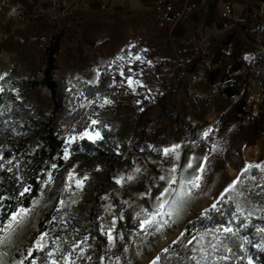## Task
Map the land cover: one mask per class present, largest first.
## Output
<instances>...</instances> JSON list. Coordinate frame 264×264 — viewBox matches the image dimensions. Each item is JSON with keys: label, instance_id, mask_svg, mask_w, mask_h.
Here are the masks:
<instances>
[{"label": "rangeland", "instance_id": "1", "mask_svg": "<svg viewBox=\"0 0 264 264\" xmlns=\"http://www.w3.org/2000/svg\"><path fill=\"white\" fill-rule=\"evenodd\" d=\"M224 1L227 0L208 1L206 8L213 22L219 20L218 3L220 2L222 13ZM230 1H233L236 8L242 7L241 0ZM256 1L259 6L254 7V11L240 15V18H246L247 22L245 26H239V35L235 41L228 47L223 46V53L232 61L236 59L232 56H235L251 65L257 54L263 52L259 45L263 37L259 34L258 26L264 23V0ZM90 6L96 10H91ZM115 26L118 30L117 36L112 34ZM156 28L158 26L152 5L109 3L105 0H39L35 14L28 17L23 14L22 8L13 4L11 0H0V75L8 74L18 79L29 78L25 60L29 59L36 67L42 66L51 44H57L59 50L55 57L53 82L58 80V74H62L65 81L71 85L74 82H83L94 86L100 71L109 63L115 93L112 96L113 100L104 106L115 108L114 118L121 125H129L133 134L132 150H129L130 161L120 170L117 179H123L119 184L116 182L114 199L121 202L133 219L139 220L143 216L141 209L153 208L155 196L159 195L165 184L159 178L169 174L175 159V155H164L162 147L157 142L158 133H174L177 142H187L188 150L207 154L209 157L203 177L209 171L213 159L227 158L223 168L212 177L208 186L202 177L201 187L194 189L191 197L186 199L182 209L172 218L174 222L162 227L160 231L152 228L149 230L150 234H145L139 228L140 235L132 233L127 236L128 245L124 252V261L108 264H148L179 236L188 222L201 216L203 211L213 204L246 163L256 164L264 161V134L251 147L239 140L244 129L251 125L254 119L260 117L258 119L264 121L257 91L246 77L247 74L232 86H227L233 91V98H228L223 92L218 91V81L209 96L204 99H196L194 96L196 90L203 88L199 81L197 83L185 81L179 86H174L176 89L174 93L167 91L166 88L174 83L175 68L172 64L161 71L157 66L168 59L164 57L162 46L156 42L153 34ZM128 43L140 45V52L136 55L122 54ZM166 44L169 55L173 48H178L168 34ZM117 56L122 59L117 60ZM127 76H131L134 81L131 87L128 86ZM135 76L137 77L134 78ZM42 79V76L38 75L37 81L41 82ZM250 85L253 87L252 92L248 90ZM250 95H255L257 102L250 108L249 113L239 117L231 114L236 102L244 101ZM18 97L40 100L48 106L50 92L39 86L32 91H19ZM77 98L78 110L85 111L81 121L84 131L86 128L90 132L96 131L97 123L93 125L92 121L99 114L91 112V108L101 110L102 107L80 99L79 96ZM145 100L153 102L151 110H144ZM197 108L203 109L198 115L195 114ZM167 114L178 116L185 122L196 133L193 139L182 129L173 131V121L167 119L169 118ZM219 117L224 119L223 125L211 126ZM210 119L212 121L208 123ZM197 120L198 122H195ZM197 123L201 125L198 126ZM209 129L211 131L208 137H204V132ZM70 137L72 136L68 139ZM76 137L80 139L79 135ZM139 139H141L139 143L150 152L148 155L133 151L137 148ZM213 145L216 146L215 150ZM187 155L186 158L189 159L191 155L189 153ZM62 160L64 167L60 178L63 179L64 185L71 184L74 188L80 189L75 186L74 181L68 180L70 171L76 176L77 162L70 156L66 160L64 153ZM137 168L140 169L139 172L135 171ZM233 169L240 171L235 177H228V173ZM191 174L195 173L184 176L190 178ZM129 175L135 176V179L128 181ZM176 176L180 177L177 173ZM55 188L56 186L48 181L39 197L32 202L28 217L22 223L14 225L11 233L4 229L0 232V264H19L25 259L28 248L41 234V224L58 205ZM149 191L152 193L151 196L142 195ZM113 218H116L113 232L115 241L124 243L118 226L119 215L112 202L106 199L103 201L101 219V228L106 238L105 233L112 227ZM113 246L109 245V248Z\"/></svg>", "mask_w": 264, "mask_h": 264}, {"label": "trees", "instance_id": "2", "mask_svg": "<svg viewBox=\"0 0 264 264\" xmlns=\"http://www.w3.org/2000/svg\"><path fill=\"white\" fill-rule=\"evenodd\" d=\"M11 1L20 6L23 14L28 17L35 14L39 5V0ZM105 1L150 6L160 0ZM90 9L96 10L93 6H90ZM116 27L112 33L114 36L118 35ZM258 29L263 37L259 44L263 52L257 54L251 65L235 59L232 71L238 74L241 66L246 68V77L257 91L264 115V23L259 24ZM140 50V45L128 43L122 54L136 55ZM47 53L45 62L39 67L29 59L25 60L29 78L18 79L4 74V79L0 80V87L4 89L0 92V165L3 166L0 167V232L8 223L13 210L19 207L30 208L51 176L50 181L56 186L59 202L55 210L41 224V233L48 234L46 237L48 247L45 252H35L34 257L44 258L47 251H52L53 259L57 260L58 264H63L62 254L70 255L75 264L123 262L128 245L127 236L132 233L140 235L141 232L139 220L133 219L121 202L114 199L120 170L130 161L129 150H132L133 134L129 125H121L114 118L115 108L104 106L105 100L112 101L115 93L110 65L107 63L102 68L94 86L83 82H74L71 85L65 81L62 74H58V80L53 82L55 57L59 53L57 44H51ZM38 75L43 78L41 82L37 81ZM217 76L218 72L211 73L210 81ZM39 86L50 92L48 106L40 100L18 97L19 91H32ZM253 87L251 88V85L248 87L249 92H252ZM223 93L228 98L234 97L228 87ZM78 96L102 107L101 110L91 108V112L99 114L95 118L97 121L95 129L101 133L102 139L95 143L86 139H76L71 145H67L69 136H78L84 131L81 121L85 111L78 110L76 106ZM248 99L257 102L255 95H250ZM246 100L236 102L231 114L241 112ZM167 115L178 128L193 139L196 133L185 122L178 116ZM258 118L260 117L254 119L240 136V142L248 147L253 146L264 134V121ZM223 123L224 119L219 117L211 126L223 125ZM139 142L141 139L138 140L137 148L133 151L148 155L150 152ZM65 147L69 149V156L77 162L76 177L83 180L87 176L80 189L73 186L66 189L63 179L60 178L64 167L62 157ZM199 155L203 158L207 154L199 153ZM226 159L215 158L210 162L209 171L203 177L206 186L223 168ZM260 163L264 164V161ZM53 164L56 165L55 168L52 167ZM241 171L238 175H241ZM24 186L30 187V191L20 197L19 192ZM106 199L116 208L121 238L125 241L124 243L115 241L111 249L101 228L103 201ZM61 200L65 202L63 205L60 204ZM237 203L241 204L242 212H237ZM213 204L217 205L215 209L212 208ZM213 204L205 209L201 216L183 227L174 240L177 242L175 244L172 242L166 247L169 249L167 253L162 251L157 255L161 257L158 264H197L191 257L196 256L197 260L200 259L201 246L208 255L206 260H200V264H246L249 258L252 259V263L264 264V232L257 231L258 228L264 229V172L256 168L249 170L242 176L236 190L232 192L231 199L226 195L221 200L219 196ZM223 227H231L234 234H225ZM188 240H192V243L188 244ZM213 243L218 245L215 252H212L210 247ZM225 246L230 247L231 252H227ZM80 248L84 251L81 252ZM192 249L196 251L193 252ZM222 255L228 256V259H219ZM31 259H24V264H31ZM152 261L148 264H152Z\"/></svg>", "mask_w": 264, "mask_h": 264}, {"label": "snow or ice", "instance_id": "3", "mask_svg": "<svg viewBox=\"0 0 264 264\" xmlns=\"http://www.w3.org/2000/svg\"><path fill=\"white\" fill-rule=\"evenodd\" d=\"M117 60L122 59V57L117 56ZM139 59V57H137ZM6 75V74H5ZM121 75L123 76L124 73L122 72ZM4 79V75H0V80ZM128 86L131 87L134 81L132 80L131 76H127ZM135 83H139V81H135ZM3 88L0 87V92H3ZM105 103H110V101L105 100ZM97 121L93 120L92 124L95 125ZM209 131L211 129L204 132V137H208ZM76 136L70 137L67 141V145H71V143L76 139ZM80 139L87 138L92 143H95L96 141L102 139L101 133L99 131H89L87 128L85 131L79 134ZM181 146L179 144H174L170 148L166 147L163 149V153L165 156H172L175 155V158L177 160L180 159V154L177 151ZM215 145H213V150H215ZM69 149L68 147H65L64 149V158L67 160L69 158ZM196 159V157H190L185 165H181L185 170L193 169V160ZM208 161L207 155H205L202 158V162L199 163L195 169L194 173L190 178L185 176H180L179 178L176 176L177 172V165H173L169 169V174L167 176H160V180L164 181L165 184L162 186V190L159 192L158 196H155V205L151 210L149 209H141V212L143 213V216L139 219V227L142 232L145 234H150L149 230L152 228H155L156 231H160L162 227L169 226L170 222H174L172 218L176 216L179 211L182 209L184 203L186 202V199L191 197L193 194L194 189H199L201 187V180L203 177V173L205 171V165ZM0 167H3L0 165ZM53 168L56 167L55 164L52 165ZM253 168L259 169L261 172H264V164L261 163H246L244 166V169L241 171V175H238L236 179L232 180L231 183L227 185L223 189V192L220 193V198L223 200L225 196L227 195L228 199H231V194L236 190V186L240 183L242 176L247 174V172ZM11 170V169H9ZM136 172H139L140 169H135ZM122 179H117V183H121ZM135 179V176L129 175L127 177L128 181H132ZM252 179H255V177H252ZM51 180V176H49V181ZM68 180L74 181L75 186L77 188L83 187V181L87 180V176H85L82 179L75 176V174L70 171L68 173ZM46 181L45 183H47ZM179 185L178 187H174V185ZM68 187H71V184L66 185V189ZM30 191V187L24 186L23 190L19 192V196L23 197ZM142 195H148L151 196V191L143 193ZM65 202L63 200L60 201V204L63 205ZM217 207L216 204L212 205V208L215 209ZM237 212H242L243 208L240 203L236 204ZM30 213V209L19 207L15 210H13L10 214V217L8 218V223L4 227V231H7L11 233V231L14 230V225H18L22 223L26 217H28ZM140 214H138L139 216ZM248 215L250 216L251 213L249 212ZM122 218V217H121ZM116 225V218H113L112 221V227H110L107 232L105 233L107 235V240L109 245H114L115 237L113 235L114 229ZM258 232H264V229H257ZM223 232L225 234H234L233 229L231 227H223ZM47 233L42 232L40 236L35 239L32 246H30L27 250V256L25 259L32 258L31 264H58V261L53 259L54 252L47 251L46 256L44 258L34 257L35 252H45L48 245L46 243V237ZM181 236H183V233H181ZM193 239H196L193 237ZM85 240H87V237H85ZM177 241H173V244H175ZM83 243V242H81ZM188 244L192 243V240L187 241ZM212 252H215L217 250L218 245L213 243L210 245ZM241 249L243 250V245H241ZM59 248H57V251ZM127 250V249H125ZM225 250L227 252H231V248L228 246H225ZM80 251L83 252L84 249L80 248ZM165 253L169 251L168 248L163 249ZM193 252L196 251V249H192ZM200 252L202 253L199 260H197L196 256H192L191 259L196 260L197 264H200V260H206V257L208 253L205 251L204 247H200ZM63 264H75V262L71 259L70 255H63ZM88 259H91V257H88ZM161 257L157 256L152 261V264H158V261H160ZM221 260H227L228 256L222 255L219 257ZM19 264H24V260H21ZM248 264H252V259H248Z\"/></svg>", "mask_w": 264, "mask_h": 264}, {"label": "crops", "instance_id": "4", "mask_svg": "<svg viewBox=\"0 0 264 264\" xmlns=\"http://www.w3.org/2000/svg\"><path fill=\"white\" fill-rule=\"evenodd\" d=\"M209 1V0H208ZM208 1L204 5H198L197 0H192L193 4H195V8L192 10L190 14H188L183 21H181L175 30L173 31L171 37H172V43L183 50L186 60L188 61V64H191L195 62L196 56H195V49L203 50L206 53V56L208 59H210L214 63H231L233 64L234 61L230 60V57L225 55L223 53V46L228 47L230 46L236 39V37L239 35V26H245L247 19L245 18L244 24H240L238 26H226L224 21L221 18V6L220 2L218 3L219 8V20L216 22L211 19V15L209 14V10L206 8L208 5ZM242 7L236 8L233 1H232V7H233V15L235 18H240V15L244 13H248L250 11H254V7H258L259 4L256 0H241ZM180 5V2L174 4V8L177 9ZM154 13V12H153ZM155 14V13H154ZM156 23L158 28H156L153 32L156 42L162 46V52L164 53V57L168 60L171 59V55H169V48L166 44V38L168 34L167 28L160 27L159 21L155 15ZM233 58L238 59L235 56H232ZM247 73V70L244 66H241L238 74L242 78ZM226 77L224 79L226 81ZM187 81L188 79L180 82L183 83ZM219 81L217 78L213 81H210V74L206 75L202 80H200L198 83L203 86L202 89L196 90L194 96L196 99H204L206 96H209L210 92L215 88L216 82ZM222 83V82H221ZM179 86V85H177ZM232 91V90H231ZM233 93V91H232ZM234 95V94H233ZM203 109L197 108L195 114L198 115ZM170 122L171 119L167 118ZM202 120V119H201ZM212 121L211 119L208 120V123ZM195 122H198L195 121ZM161 126L163 127L162 122ZM173 131L175 129L180 131V128H178L175 123L173 122ZM198 126L201 125V123H197ZM184 135V134H183ZM175 134H165L164 132L158 133V144L162 147V149L168 147L170 148L174 144H179L181 147L177 149V151L180 154V159L177 160L176 158L173 159L172 166L175 164L177 165V175L178 176H187L189 173H194L195 167L202 162V158L199 156L198 152L194 150H188L187 142H177L174 138ZM184 140L186 139L183 137ZM190 154L191 157H196V159L193 160V169L185 170L181 165H185L188 161L187 154ZM206 168V165H205ZM240 170H231V173H228V177H235L237 172ZM224 173L225 170H223ZM192 175V174H191Z\"/></svg>", "mask_w": 264, "mask_h": 264}, {"label": "built area", "instance_id": "5", "mask_svg": "<svg viewBox=\"0 0 264 264\" xmlns=\"http://www.w3.org/2000/svg\"><path fill=\"white\" fill-rule=\"evenodd\" d=\"M198 5H204L208 0H197ZM180 2L177 9L174 8V4ZM195 8L192 0H160L152 5L153 12L155 13L160 27H166L168 35L171 36L177 25L184 20V18L192 12ZM221 18L226 26H238L237 18L233 15L232 2L230 0L222 3ZM195 62L188 64L185 54L180 48H173L171 52V59L160 62L157 66L159 70L164 71L172 64L175 68L173 85L166 88L167 91L174 93L175 85H180V79H188L189 83H197L202 80L206 75L214 72H218L217 79L219 84L217 86L218 91L223 92L227 86H232L241 77L232 71L231 63H213L207 58L206 53L203 50L195 49ZM135 76L134 78H136ZM226 77V82L221 83L222 79ZM175 84V85H174ZM255 100L247 99L241 110L236 113V116H242L249 113L250 108L254 105ZM153 108V102L145 100L144 110H151Z\"/></svg>", "mask_w": 264, "mask_h": 264}, {"label": "bare ground", "instance_id": "6", "mask_svg": "<svg viewBox=\"0 0 264 264\" xmlns=\"http://www.w3.org/2000/svg\"><path fill=\"white\" fill-rule=\"evenodd\" d=\"M244 22H246V21H245V18H242V19H238V20H237V24H238V25H240V24H244ZM184 80H186V79H180V82H181V81H184ZM175 86H177V85H175ZM175 91H176V89H175Z\"/></svg>", "mask_w": 264, "mask_h": 264}]
</instances>
